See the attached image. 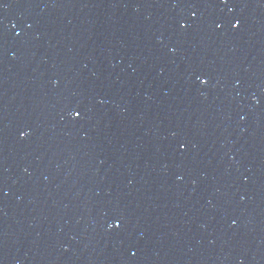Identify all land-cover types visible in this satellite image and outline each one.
Masks as SVG:
<instances>
[{
    "label": "water",
    "instance_id": "95a60500",
    "mask_svg": "<svg viewBox=\"0 0 264 264\" xmlns=\"http://www.w3.org/2000/svg\"><path fill=\"white\" fill-rule=\"evenodd\" d=\"M0 264H264V0H0Z\"/></svg>",
    "mask_w": 264,
    "mask_h": 264
},
{
    "label": "snow or ice",
    "instance_id": "6c2138e0",
    "mask_svg": "<svg viewBox=\"0 0 264 264\" xmlns=\"http://www.w3.org/2000/svg\"><path fill=\"white\" fill-rule=\"evenodd\" d=\"M233 27H237V25H236V24H233ZM201 83H204V81L201 80ZM79 115H80L79 112H75V113H74V117H78Z\"/></svg>",
    "mask_w": 264,
    "mask_h": 264
}]
</instances>
